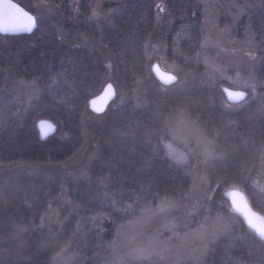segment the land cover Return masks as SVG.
I'll return each mask as SVG.
<instances>
[{"label":"trees","instance_id":"16d2710c","mask_svg":"<svg viewBox=\"0 0 264 264\" xmlns=\"http://www.w3.org/2000/svg\"><path fill=\"white\" fill-rule=\"evenodd\" d=\"M44 1L52 2L64 16L72 11L70 0ZM87 1L77 0L78 12L65 20L68 29L60 34L52 17L34 13L32 0H17L35 15V25L30 32H0V164L57 161L72 154L82 141L87 99L104 81L112 80L123 92L140 90L141 97L116 93L99 113L93 125L97 154L86 176L0 175V264H53V254L70 244L82 251V264H103L98 252L119 224L163 196L180 197L190 184L189 175L165 154L167 138L162 131L166 114L176 106L187 107L223 151L206 169L210 190L206 204L223 213L232 211L223 192L239 187L264 214L258 165L264 101L250 89L242 100L228 101L222 90L226 81H211L203 75L202 64L192 61L202 37L198 1L120 0L101 27L111 67L97 50L67 34L95 35ZM154 61L171 63L176 80L161 83L151 70ZM7 72L36 78L52 89L40 92L20 113ZM256 77L264 81V61L256 68ZM41 117L56 124L46 137L36 128ZM57 196L68 198L73 209L51 230L40 220ZM235 216L237 229L212 241L202 264H264V240L239 214Z\"/></svg>","mask_w":264,"mask_h":264},{"label":"rangeland","instance_id":"374dc122","mask_svg":"<svg viewBox=\"0 0 264 264\" xmlns=\"http://www.w3.org/2000/svg\"><path fill=\"white\" fill-rule=\"evenodd\" d=\"M119 1H87V16L94 24L95 35L67 32L74 41L97 50L108 66L110 53L103 43L101 27L109 21ZM197 1L202 14V37L191 55L192 61L202 64L203 75L211 81L224 79L227 83L224 86L250 89L264 101V81L256 77V68L264 61V0ZM76 3L77 0H70L72 11L64 16L52 2L32 0L36 9L34 13L52 17L60 34L68 29L64 26L65 20L72 19L78 12ZM155 62L173 72L177 78L171 63L154 61L152 64ZM6 78L11 80L13 97L18 102L20 113L34 103L40 92L52 89L51 85L41 84L33 77L25 78L7 72ZM114 87L123 98L140 100V90L123 92L115 84ZM92 113L88 106L83 109L82 141L72 154L57 161L20 159L0 164V175L36 172L86 176L88 164L97 154L93 125L100 117ZM162 131L167 138L164 142L165 154L188 173L190 184L180 197L163 196L155 204L142 207L119 224L111 241L102 252H98L103 264H178L183 260L202 264L211 242L236 230L239 225L230 202L232 211L228 213L212 210L205 202L210 193L206 169L223 155L215 135L205 129L185 106L170 109L163 120ZM258 158L264 186V142ZM72 209L73 204L68 198L57 196L48 204L40 223L56 230ZM83 258L82 251L70 244L53 254L52 263L82 264Z\"/></svg>","mask_w":264,"mask_h":264},{"label":"water","instance_id":"95a60500","mask_svg":"<svg viewBox=\"0 0 264 264\" xmlns=\"http://www.w3.org/2000/svg\"><path fill=\"white\" fill-rule=\"evenodd\" d=\"M7 5H15L16 7L15 8L7 7ZM17 9L22 10L23 13H27L28 16H31L35 22V15L29 10L22 7L16 1L0 0V28L8 27L9 29L12 28L18 29V30H9V31H0V32L2 33L29 32L25 30H20L24 26H26L27 20L26 17H24L21 12L17 11ZM151 68L155 77L163 84H169V83H165V80L168 77L176 78L173 72L164 69L156 62L152 64ZM109 85H111V95H108L106 93V89H108ZM222 90L225 97L230 102H238L242 100L246 95V90L242 88H233V87L224 86ZM230 92L231 93L243 92L244 96L240 100H233L230 99L229 97ZM115 94L116 91L113 82L107 80L104 82V84L101 86L98 92L94 93L87 99V106L92 112L99 114L105 110L108 103L114 98ZM93 101L96 102L95 107H102L103 111H99V112L96 111L95 107L93 106ZM35 124L41 137H46L47 135L51 134L56 127L55 122L47 117L38 118ZM49 126L51 127L49 128ZM223 193L230 202L232 209L242 217L245 224H247L260 238H262V236H264V214L250 203L245 192L238 187H230L225 189ZM262 239L264 240V238Z\"/></svg>","mask_w":264,"mask_h":264},{"label":"snow or ice","instance_id":"6c2138e0","mask_svg":"<svg viewBox=\"0 0 264 264\" xmlns=\"http://www.w3.org/2000/svg\"><path fill=\"white\" fill-rule=\"evenodd\" d=\"M7 7H12V8H15L16 6L15 5H7ZM159 7V6H158ZM162 10V9H161ZM18 12H21L22 15L24 17H26V20H27V24L26 26H24L22 29L20 30H25V31H31L32 30V27L34 26V20L31 16H28L27 13H23L22 10L20 9H17ZM9 30H18L16 28H12V29H9L8 27H3V28H0V31H9ZM175 80V77H168L166 80H165V83H170L171 81ZM106 93L108 95H111V85L108 86V89H106ZM244 96V93L243 92H240V93H229V97L230 99H233V100H240L242 99ZM95 101H93V106L95 107ZM95 110L96 111H103V108L102 107H95ZM51 126H49L50 128ZM46 134V133H45ZM262 238H264V236H262Z\"/></svg>","mask_w":264,"mask_h":264}]
</instances>
